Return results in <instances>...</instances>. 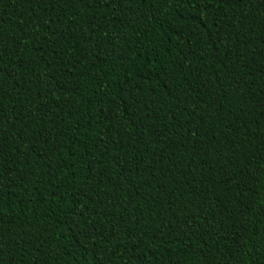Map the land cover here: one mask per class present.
Masks as SVG:
<instances>
[{
    "label": "trees",
    "instance_id": "obj_1",
    "mask_svg": "<svg viewBox=\"0 0 264 264\" xmlns=\"http://www.w3.org/2000/svg\"><path fill=\"white\" fill-rule=\"evenodd\" d=\"M0 264H264V0H0Z\"/></svg>",
    "mask_w": 264,
    "mask_h": 264
}]
</instances>
